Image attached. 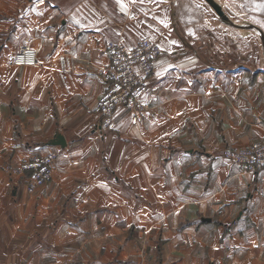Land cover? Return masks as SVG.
Instances as JSON below:
<instances>
[{
  "label": "crops",
  "instance_id": "obj_1",
  "mask_svg": "<svg viewBox=\"0 0 264 264\" xmlns=\"http://www.w3.org/2000/svg\"><path fill=\"white\" fill-rule=\"evenodd\" d=\"M37 1L0 0V264H264V170L223 156L264 139L249 0H215L236 26L202 0ZM120 35L161 48L153 104L91 129ZM29 43L38 63L13 65ZM49 150L53 177L28 193L10 169Z\"/></svg>",
  "mask_w": 264,
  "mask_h": 264
},
{
  "label": "built area",
  "instance_id": "obj_2",
  "mask_svg": "<svg viewBox=\"0 0 264 264\" xmlns=\"http://www.w3.org/2000/svg\"><path fill=\"white\" fill-rule=\"evenodd\" d=\"M43 3L44 0H38L35 5ZM124 42V36L120 35L117 40H110L105 45L108 66L100 74L107 87L93 106L99 122L91 124V129H116V113L120 107L131 114L132 123H136L139 113L152 107L154 98L149 79L154 73V60L161 54V48L149 37L141 38L131 48ZM37 63V51L31 44L20 47L12 60L13 65L20 66ZM223 156L255 179L256 174L264 170V139L240 148L226 147ZM57 158L58 154L51 150L35 153L24 159L19 166L11 168V174L20 175L25 180L27 192L34 193L51 181Z\"/></svg>",
  "mask_w": 264,
  "mask_h": 264
},
{
  "label": "rangeland",
  "instance_id": "obj_3",
  "mask_svg": "<svg viewBox=\"0 0 264 264\" xmlns=\"http://www.w3.org/2000/svg\"><path fill=\"white\" fill-rule=\"evenodd\" d=\"M203 1V0H202ZM204 3H206V1H203ZM246 6H247V2L244 4V8L246 9ZM249 7H250V10L249 11H247L248 12V14H250L249 15V20H250V22L251 23H253L258 29H259V27L257 26L258 24H259V11L257 10V0H249V5H248ZM237 9H238V6H237ZM261 13V12H260ZM234 15L236 14V12H234L233 13ZM243 15H245V16H247V14H246V12H243ZM246 19V18H245ZM244 19V20H245ZM238 21H243V20H238ZM251 29V32H252V36H253V38H255V39H257L258 38V35H257V32L254 30V29H252V28H250ZM232 31H234V32H232V34L231 35H233V33H235V35H236V37H240V33L242 34V29H238L237 27L236 28H234V30H232ZM250 32V31H249ZM30 44V43H29ZM28 44V45H29ZM253 44L254 45H256L257 44V41L255 42V40H253ZM258 45L259 44H257V46H255V47H258ZM259 53H262V55L261 54H259V55H261V58H263V56H264V46H263V48L261 47V48H259ZM262 51V52H261ZM16 176H18V175H16ZM20 176V175H19ZM21 177V176H20ZM56 264H70V263H68V262H66V263H56Z\"/></svg>",
  "mask_w": 264,
  "mask_h": 264
},
{
  "label": "water",
  "instance_id": "obj_4",
  "mask_svg": "<svg viewBox=\"0 0 264 264\" xmlns=\"http://www.w3.org/2000/svg\"><path fill=\"white\" fill-rule=\"evenodd\" d=\"M203 1H206V3L211 7V9L215 12L216 15H218V17L220 19H222V21H224L225 23L229 24V25H233V26H236L238 25L237 23H233V21L230 19V17L224 12L221 4H219L217 1L215 0H203ZM242 26H245V27H249V28H252L254 29L258 34H259V37H260V40L262 42V44H264V36H263V33L261 32L260 29H258L255 25L253 24H243ZM60 139V142H64V139L62 138H58Z\"/></svg>",
  "mask_w": 264,
  "mask_h": 264
}]
</instances>
